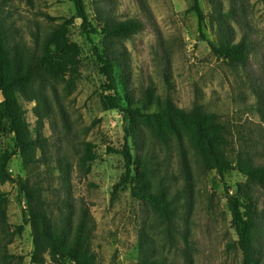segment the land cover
Returning <instances> with one entry per match:
<instances>
[{
    "label": "rangeland",
    "instance_id": "374dc122",
    "mask_svg": "<svg viewBox=\"0 0 264 264\" xmlns=\"http://www.w3.org/2000/svg\"><path fill=\"white\" fill-rule=\"evenodd\" d=\"M219 1L230 14L234 41L245 48L241 66H229L211 52L216 32L209 0H198L205 16L200 24L190 0H84L94 27L102 20L131 17L144 25L118 42L114 74L123 111L107 110L102 103L108 92L92 47L101 51L103 38L91 35L89 42L78 21L69 32L81 49L80 75L73 85L36 75L15 95L31 157L24 162L16 151L9 171L27 184L32 208L41 206L52 226L69 213L75 220L80 206L88 209L94 220L90 249L99 264H138L150 257L167 264H241L226 190L255 196V244L264 264V187L236 170L219 178L198 163L183 128L175 127L179 140L171 136L161 144L131 114L135 108L153 112L149 101L156 97L183 109L200 104L218 115L228 139L224 152L231 159L264 165V0ZM0 11L13 38L29 48L50 26L74 15L68 0H0ZM16 139L15 132L0 135V157L13 150ZM125 143L132 176L138 174L152 191L165 190L176 217L159 218L132 197L128 183L120 184L123 159L108 148L120 150ZM28 219L19 187L0 182V264H35ZM20 225L22 231L15 233ZM42 258L43 264H56L46 254Z\"/></svg>",
    "mask_w": 264,
    "mask_h": 264
},
{
    "label": "trees",
    "instance_id": "16d2710c",
    "mask_svg": "<svg viewBox=\"0 0 264 264\" xmlns=\"http://www.w3.org/2000/svg\"><path fill=\"white\" fill-rule=\"evenodd\" d=\"M74 7V15L63 19L62 22L50 26L42 38H34L33 47L22 40H15L12 29L7 24L6 17L0 11V135L5 132H15L12 151H6L0 157V182H11L22 191L28 209V223L34 233V253L31 260L35 264H43V254L56 264H99L91 252V239L94 220L84 206L78 209L75 220L71 214L62 215L59 226H52L43 208H32L33 201L27 184L12 177L8 163L14 153L19 151L24 162L30 161L29 140L24 136L17 116L16 93L24 92L28 83L36 76L51 80H63L73 85L80 73L81 49L71 41L69 32L71 26L78 21L79 29L90 40L91 35L100 34L103 38V49L92 47L101 75L106 83L108 94L102 97V103L110 111L122 112L119 94L116 90L115 69L118 65V42L140 32L144 25L135 18L119 20L111 18L92 26L84 0H68ZM190 10L196 14L200 24L205 16L198 0H190ZM212 12L210 22L215 27L216 41L210 44L212 54L222 59L229 66H241L245 63V48L240 42L234 41L233 29L228 22L229 12H225L219 0H209ZM97 10V8H95ZM98 11V10H97ZM152 98V92L146 93ZM150 104H155L153 112L141 113L139 108L133 109L142 123L146 124L161 144H166L171 136L177 140L175 127L183 128L188 135L198 163L206 170H214L219 178L226 171L236 170L249 182L264 187V165L257 164L247 158L231 159L224 149L228 145L224 127L215 111L193 104L189 109L179 108L169 98H155ZM125 112L127 110H124ZM18 136L24 142H20ZM109 153L122 156L124 173L121 185L129 184L132 197L143 200L159 218L171 219L176 217L173 199L165 190L152 191L145 186L138 174H131L133 162L130 150L125 143L120 150L108 148ZM185 163V160L183 161ZM146 171V168L142 166ZM230 222L237 236L236 245L242 255L241 264H260L261 260L255 244L256 219L255 196L248 192L225 193ZM23 226H17L15 233H20ZM138 264H167L162 259L150 257ZM187 264H190L187 262Z\"/></svg>",
    "mask_w": 264,
    "mask_h": 264
}]
</instances>
